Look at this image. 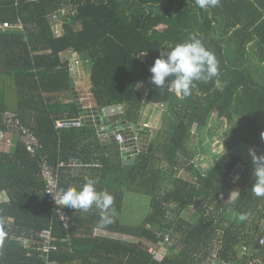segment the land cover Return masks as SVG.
Wrapping results in <instances>:
<instances>
[{
	"label": "trees",
	"instance_id": "1",
	"mask_svg": "<svg viewBox=\"0 0 264 264\" xmlns=\"http://www.w3.org/2000/svg\"><path fill=\"white\" fill-rule=\"evenodd\" d=\"M55 12L59 36L51 27ZM6 21L12 27L0 29V129L11 131L5 118L12 114L41 147L32 155L13 135L11 147L0 149V264H42L36 254L26 255L24 240L50 223L57 264H203L213 253L220 261L245 264L240 247L264 261V197L251 191L253 160L238 171L244 150L264 155V0H220L206 10L196 0H0V24ZM189 34L215 54L218 75L195 81L191 95L181 98L171 79L156 88L149 69L159 49ZM70 54L89 63L90 93L99 108L125 107L124 114L102 118L101 126L139 124L146 102L164 107L167 128L151 137L148 129L140 132L152 149L141 151L133 164H123L118 144L101 139L91 119L79 128H55L56 119L81 114L73 98L57 99L71 90L64 58ZM214 115L224 125L223 149L203 168L202 134L213 135ZM45 158L52 165L73 158L99 161L100 167L62 168L59 188L79 189L95 180L97 191L114 198L112 222L102 223L104 210L95 205L86 212L68 208L65 230L45 194ZM232 190L240 192L235 204L226 201ZM128 191L149 197V213L138 226L119 223ZM188 207L200 215L194 223L182 216ZM95 228L136 241L98 236ZM150 246L161 248L162 256L153 258Z\"/></svg>",
	"mask_w": 264,
	"mask_h": 264
},
{
	"label": "built area",
	"instance_id": "2",
	"mask_svg": "<svg viewBox=\"0 0 264 264\" xmlns=\"http://www.w3.org/2000/svg\"><path fill=\"white\" fill-rule=\"evenodd\" d=\"M35 1V0H30ZM51 27L55 36H59L62 33V25L59 22V17L57 13H53L50 16ZM61 26V32L58 34V27ZM9 27H12V24L9 22H2L0 24V29L5 30ZM75 54H70L64 56L65 59L75 57ZM76 64L79 61L76 59L74 61ZM69 68L72 70V64L69 61ZM162 107V105H160ZM125 107L124 105H115V106H106L99 108V115L102 118L104 117H114L121 114H124ZM82 113L76 118H62L55 120V128L56 129H67V128H79L81 127L85 120L91 119L90 121L94 123L97 127L98 125L95 122V116L93 114L83 118ZM120 122V121H119ZM126 122V121H125ZM5 123H7L8 127L11 129L8 131H4L0 129V149L7 146L11 147L13 141V135L20 138V141L25 146L26 150L34 155L37 151V148L41 147L37 137L26 127L21 125L20 121L17 118L13 119L12 114H6ZM101 126V125H99ZM104 131L102 134H98V136L105 141V139L112 138L119 146L120 156L123 160L126 159V155H129L131 158L132 155H138L142 150L143 145H147L142 141V137L140 132L142 130L148 129L150 130L151 137L156 134L154 130H152L151 125L147 122H143L141 125L134 124L131 122H126L125 125H110V126H102ZM98 133V132H97ZM146 149V148H145ZM71 168V169H82V168H90V167H100L99 161H84L81 158H73L69 162L60 161L55 165H52L45 158L41 163V174L43 179L45 180V194L50 199L53 205V211L56 216L62 221L63 227L65 230L69 228V213L67 211L68 207H60L54 203L53 194L58 192L59 181H60V170L62 168ZM183 171V169L181 170ZM180 171V172H181ZM25 247H26V255L31 256L33 253L38 256L42 260V264H57V262L52 258V254L58 250L57 238L52 233V223L48 228L42 229L41 231L36 232L35 238L25 239ZM171 242V237L169 234H164L163 243L169 244ZM259 244L264 245V237L259 239ZM161 248H156L154 246H150L148 248V252L153 255V258L158 259L162 256ZM223 264H231L230 262L224 261Z\"/></svg>",
	"mask_w": 264,
	"mask_h": 264
},
{
	"label": "clouds",
	"instance_id": "3",
	"mask_svg": "<svg viewBox=\"0 0 264 264\" xmlns=\"http://www.w3.org/2000/svg\"><path fill=\"white\" fill-rule=\"evenodd\" d=\"M219 3L220 0H196L197 6L205 10L216 7ZM158 51L159 54L149 69L150 82L156 88H164L171 79L173 90L181 98L191 95L195 81L207 83L218 75V60L215 54L208 50L202 40L194 34H189L186 40L168 50L159 49ZM249 151L254 164L251 191L257 197H264V155L256 156L254 150L249 149ZM52 194L54 203L61 208L68 207L86 212L95 205L104 210V214L100 217L101 222H112L108 211L112 209L114 198L107 191H97L96 181L93 179H88L79 189L70 185ZM239 197L240 192L232 190L226 201L235 204ZM112 211L114 214V210ZM240 219H246V215L241 214Z\"/></svg>",
	"mask_w": 264,
	"mask_h": 264
},
{
	"label": "rangeland",
	"instance_id": "4",
	"mask_svg": "<svg viewBox=\"0 0 264 264\" xmlns=\"http://www.w3.org/2000/svg\"><path fill=\"white\" fill-rule=\"evenodd\" d=\"M64 9V8H61ZM59 12V11H58ZM62 14L66 12V9L60 11ZM57 13V12H55ZM51 18V17H50ZM60 22V20H59ZM21 24H18V27L21 28ZM61 32V26L59 25L58 27V34ZM143 56V55H142ZM78 60L79 63H75V60ZM70 63L72 64V70H71V75L72 78L74 79V90L76 91V94L78 96L79 104L82 108L80 113L84 116L83 118L89 116L92 114L91 108L95 106L96 104L94 103V98L93 95L90 93V87H89V72H90V66L89 63H87L83 58L80 57H73L69 58ZM172 87V85H171ZM143 88V87H142ZM13 96V95H11ZM65 96H68L65 98L64 96H57V99L60 101H72V98L74 99V96L72 95V91H68ZM75 100V99H74ZM76 104V102H75ZM77 105V104H76ZM78 106V105H77ZM156 114H154L149 122L151 123V126L157 129H165L167 128V124L165 121H163L162 118V113L164 111V107H158L155 109ZM86 119V118H85ZM141 118H139L140 120ZM144 119L139 121V125L143 123ZM212 121V122H211ZM210 121V125H212V128L214 127L216 130H214L213 135L211 137H206L205 133L202 134V139H201V144L202 146H206L207 150L205 152H201L200 155V161L199 164L201 166H209V163H212L213 158H216V154H218L222 149H223V144L221 143L220 136L222 134V131L224 129V125H219L216 123L217 121V116L214 115ZM220 122V121H219ZM216 124L217 126L213 125ZM224 124V123H223ZM195 145V143H193ZM239 147L246 148L245 146L241 145ZM5 149H8L7 146L4 147ZM194 148H196L194 146ZM198 150V148H197ZM193 152V150H191ZM199 152V151H198ZM255 155L257 154L256 151L254 150ZM204 154H209L212 156V158L206 157ZM204 155V156H203ZM243 162L240 164L238 167V171L242 170L245 167V164L248 162H251L252 159V154L250 153L249 149H246L243 151ZM198 157H194V159H197ZM202 160V161H201ZM208 165V166H207ZM203 167V168H206ZM182 168L179 170L181 171ZM183 172H179L178 175L182 174ZM183 175V174H182ZM180 175V176H182ZM237 178V175L234 176L233 180ZM149 210V197L144 194H139L137 192H126L123 197V202H122V209L120 212V221L122 224H127V225H134L138 226L141 224V221L143 220V217L146 213H148ZM195 211V210H194ZM200 218V215L197 211L194 212V215L189 218L190 222L194 223ZM117 238L119 235H116ZM128 239L127 241H134V239L125 237Z\"/></svg>",
	"mask_w": 264,
	"mask_h": 264
},
{
	"label": "crops",
	"instance_id": "5",
	"mask_svg": "<svg viewBox=\"0 0 264 264\" xmlns=\"http://www.w3.org/2000/svg\"><path fill=\"white\" fill-rule=\"evenodd\" d=\"M157 108V105H152L148 102H146L141 110V119H144L143 122H147L151 125V123L149 122L150 118L156 114V109ZM152 130H154V132H156L157 130H155V128H153L151 126ZM206 155L207 159L209 158H212L211 155L209 154H204ZM203 155V156H204ZM123 161V159H122ZM202 161V160H201ZM214 162V158L212 160V163ZM212 163H209V166L212 164ZM208 166V165H207ZM202 167H206V166H202ZM237 179V178H236ZM235 179V180H236ZM128 192H131V191H128ZM126 193V192H125ZM124 193V194H125ZM140 194V193H139ZM124 197V196H123ZM123 202V200H122ZM121 209H122V205H121ZM121 209H120V212H121ZM195 209L193 207H188L187 209L184 210V212L182 213V216L185 217L186 219L189 220V218H191L193 215H194V211ZM120 212H119V216H120ZM148 213H149V210H148ZM146 213L143 217V219L145 218V216H147ZM143 221V220H142ZM141 221V222H142ZM119 223L121 225H124V226H134V225H127V224H122L121 221H120V217H119ZM225 224V223H224ZM94 233L95 235H98V236H105V237H108V238H117L116 235H119V237L121 236V238H117V239H122V240H128L126 239L125 237H128V238H131V239H134V241H136V239L134 237H131L129 235H125V234H119V233H116V232H112V231H107L105 229H101V228H95L94 230ZM239 259L241 260V258L244 256V261H246L245 264H264V261L261 259V257H256V255L253 254V251L252 250H248L246 247H240L239 250ZM213 263V264H223V261H220L219 259H217V257L215 256V253H213V256H212V260L210 259V261L208 262H205L203 264H209V263ZM241 262V261H240Z\"/></svg>",
	"mask_w": 264,
	"mask_h": 264
},
{
	"label": "water",
	"instance_id": "6",
	"mask_svg": "<svg viewBox=\"0 0 264 264\" xmlns=\"http://www.w3.org/2000/svg\"><path fill=\"white\" fill-rule=\"evenodd\" d=\"M70 88H71V91H72V95L74 96L75 102H76V104L78 105V108L81 111L82 108H81V106L79 104L78 96L76 94V91L73 89L74 88V79L73 78H71V80H70ZM91 111H92L93 116H95V119H96L95 122L98 125L97 126V132L100 135V134L103 133L104 128L102 126H99L101 124V117L99 115V107L97 105H95V106H93L91 108ZM125 123H126L125 121H120V122L117 123V125L119 127H121V125H125ZM145 148H148V151L150 152L151 149H152V144L150 143L148 145H143L142 150H145ZM126 156H127L126 159L123 160V164L124 165H131L136 160V155H132L131 158L129 157V155H126Z\"/></svg>",
	"mask_w": 264,
	"mask_h": 264
}]
</instances>
